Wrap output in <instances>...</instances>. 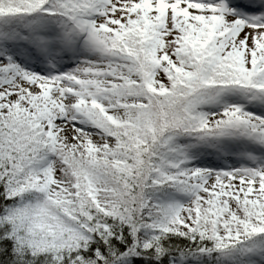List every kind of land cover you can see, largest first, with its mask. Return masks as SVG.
Segmentation results:
<instances>
[{
	"label": "snow or ice",
	"instance_id": "obj_1",
	"mask_svg": "<svg viewBox=\"0 0 264 264\" xmlns=\"http://www.w3.org/2000/svg\"><path fill=\"white\" fill-rule=\"evenodd\" d=\"M0 264H264V0H0Z\"/></svg>",
	"mask_w": 264,
	"mask_h": 264
}]
</instances>
